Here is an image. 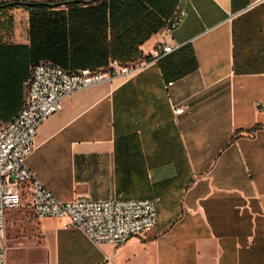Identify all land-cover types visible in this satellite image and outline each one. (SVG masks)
Wrapping results in <instances>:
<instances>
[{"label": "crops", "instance_id": "1", "mask_svg": "<svg viewBox=\"0 0 264 264\" xmlns=\"http://www.w3.org/2000/svg\"><path fill=\"white\" fill-rule=\"evenodd\" d=\"M125 4V62L164 43L189 49L197 66L176 76L177 50L69 94L39 127L27 165L59 200L154 199L157 224L96 245L66 217L29 215L26 242L17 227L6 233L7 264H264V0ZM18 36L0 41L29 44V21ZM22 205L31 210L28 196Z\"/></svg>", "mask_w": 264, "mask_h": 264}, {"label": "built area", "instance_id": "2", "mask_svg": "<svg viewBox=\"0 0 264 264\" xmlns=\"http://www.w3.org/2000/svg\"><path fill=\"white\" fill-rule=\"evenodd\" d=\"M185 15L180 11L169 29L181 24ZM181 47L179 44L160 43L143 61L127 63L113 59L107 66L95 69L71 71L46 60L32 65L25 82L22 107L10 120L0 123V264H7V213L19 208L25 196H28V204L36 218L66 217L68 226L84 232L96 245L104 242L123 244L156 226L157 205L154 199L97 200L78 196L59 200L29 169L27 161L35 150L39 127L61 109L64 97L116 76L131 77L146 65L161 62ZM171 84L169 82L168 85ZM257 107L264 112V105L257 102ZM184 109V106L178 107L174 112L180 114Z\"/></svg>", "mask_w": 264, "mask_h": 264}, {"label": "trees", "instance_id": "3", "mask_svg": "<svg viewBox=\"0 0 264 264\" xmlns=\"http://www.w3.org/2000/svg\"><path fill=\"white\" fill-rule=\"evenodd\" d=\"M96 2L99 4L94 5ZM53 5H65L68 9L48 12ZM18 7H24L31 13L29 44L0 41V114L21 108L23 83L29 76V68L42 59L71 70L104 67L113 59L126 61L125 56H120L125 44L123 35L128 12L125 0H16L0 3V10ZM109 27L112 32L110 39ZM171 64L172 67L179 65L181 68L176 76L197 66L186 47L178 50L177 58Z\"/></svg>", "mask_w": 264, "mask_h": 264}, {"label": "rangeland", "instance_id": "4", "mask_svg": "<svg viewBox=\"0 0 264 264\" xmlns=\"http://www.w3.org/2000/svg\"><path fill=\"white\" fill-rule=\"evenodd\" d=\"M65 6L64 5H53L52 7H50V9L48 10V12H57L59 10H65L64 9ZM25 9H22L19 13L17 14H13V15H9V14H0V39L1 40H6V41H12V39L14 38L15 35V39L19 38L16 37L19 34H22L23 32L26 31V26H27V22L29 21V17L31 15V13H29V11H27ZM42 60H46V61H50L47 59H42ZM52 62V61H50ZM54 63V62H52ZM35 64V63H34ZM56 64V63H55ZM33 64H31L30 68H29V72L31 70ZM59 66H61L60 64H57ZM63 67V66H61ZM66 70H71L69 68H65ZM71 71H75V70H71ZM12 213V214H11ZM10 214L11 219H10ZM29 215H32L33 218L35 219V216L33 215V213L31 212V210L26 206V205H21L19 208L10 211L8 213V223H7V228H6V233H8L7 231H10L13 229V232H17V229L19 230V237H25L24 238V242H26V237L28 236L29 233V227L27 225L26 222V217H28ZM33 219V220H34ZM14 227L17 229H14ZM9 245V243H8ZM20 246V249L25 253L28 252L29 247L27 245V243ZM11 247L9 246V252L11 251Z\"/></svg>", "mask_w": 264, "mask_h": 264}]
</instances>
